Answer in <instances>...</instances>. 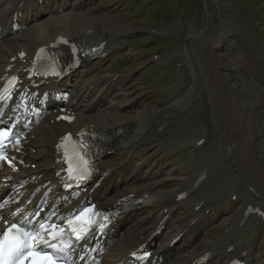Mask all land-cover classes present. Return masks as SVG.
I'll list each match as a JSON object with an SVG mask.
<instances>
[{"label":"rangeland","instance_id":"obj_1","mask_svg":"<svg viewBox=\"0 0 264 264\" xmlns=\"http://www.w3.org/2000/svg\"><path fill=\"white\" fill-rule=\"evenodd\" d=\"M105 2L103 0L104 10L109 11L107 13L110 15L91 16L85 12L82 13L94 19L99 17V22L103 19L102 16L107 15L115 25L111 32L120 31L117 30L120 29V24L132 26V29L122 31L124 33L123 46L120 47L119 56L116 59L123 65L121 81H125L128 93L122 108L120 103L118 104L120 107L118 116L132 118L140 112L149 116L156 109L173 105L171 109L165 107V112L172 113L175 117L176 109L182 110L181 117L177 119L174 129L165 138L166 148L158 156H153V162L161 158L164 161V164L160 161L156 165L154 164L153 166L156 168L162 163L166 168L178 170V179L168 181L163 188L171 191L169 189L181 186L184 179L193 173L196 166L200 165L201 154L210 155L213 153L211 156H217L218 160L213 165H210V161L205 168L200 170L201 173L206 174V171L212 172L211 166L215 165L213 175L207 176V179L202 183H207L204 191L208 194L210 193L208 188L213 187L218 192L220 190L225 192L227 187L232 185L230 182L234 180L237 185L232 186L237 192L236 195L245 194L250 190L251 197L255 200L253 206L264 210V193L260 191L263 187L260 185V180L257 179L259 177L245 172V169L239 170V167L235 166L236 161L234 160L237 147H233V144L236 143H233L232 140L237 138L240 143L241 133H244L248 128L250 130L248 125L250 119L243 118V116L230 117L225 112L226 109L218 108L217 105L220 97L226 95V89L224 91L225 87L221 85V70L229 68L230 65L238 67L236 66V62L239 61L238 56L233 57L231 49H226L222 56L212 55L210 44L205 42V37L209 40L211 37L221 36L220 39L230 40L228 44L230 42L231 48H233V41L241 44L242 49L247 48L244 49L245 56L243 55L240 60V64L243 63V65L239 67L242 69L243 66L247 75L253 76L251 78H254L258 84H262L264 64L261 65L257 62L255 57L257 53L255 52L261 48L264 53V0H105ZM111 28L108 27L109 30ZM109 35L105 34L104 37L107 38ZM126 43L132 48H126ZM187 49L189 54H187ZM213 49H217V47L214 46ZM192 62L193 65H191ZM190 65L194 68V72ZM254 67L256 68L254 69ZM194 73L196 77H194ZM256 76L257 78H255ZM214 80L215 82H213ZM258 90L264 91L262 88H258ZM182 96L184 97L179 100ZM216 110L226 114L220 119V123H218L219 118L217 119L215 116ZM174 117L172 118L175 120ZM228 118L238 121L234 120L235 123L226 125ZM201 119H205V124L196 126ZM218 124L220 127L217 126ZM195 129H198L196 132L200 136L198 142H202L205 146L204 150L200 152L201 154L196 152L192 146L198 142L182 140L183 137H193ZM203 132L209 136V140L204 143L201 139ZM227 141L230 143L229 147ZM156 148L157 146L150 150L154 151ZM241 156L242 154H238V158L241 159ZM218 163L219 167L216 166ZM232 174H236L237 177L233 178ZM152 179H156V177ZM174 179L176 178L165 180ZM165 180L160 184L165 183ZM193 180L190 179L186 183L190 185ZM148 182L151 185L156 184L153 180ZM158 188L161 192H167ZM243 189L245 192L242 191ZM252 189H255L254 193ZM195 191L196 189L193 193ZM246 195L248 196V194ZM228 198L222 197L218 202H214L209 214L211 220L206 226L205 236L207 239H216L225 222L237 209L235 203V205L228 203L230 199ZM179 212L184 216H179L180 221H184L189 209L184 208ZM254 227V223H249L242 230L239 240L247 239L252 254L257 256V264H264V229L257 232ZM198 245L203 246L204 240L201 239ZM219 248L221 247L219 246ZM245 249H247V245Z\"/></svg>","mask_w":264,"mask_h":264},{"label":"bare ground","instance_id":"obj_2","mask_svg":"<svg viewBox=\"0 0 264 264\" xmlns=\"http://www.w3.org/2000/svg\"><path fill=\"white\" fill-rule=\"evenodd\" d=\"M105 14L110 15V13H105ZM101 18L103 19L101 20V22H99L98 21L100 19L99 17H96L94 19L92 17L85 16L83 13L68 12L61 15H55L49 19H45L42 21L39 20L34 25L30 26L29 28L30 30H28L29 36L27 35L25 37H21V41H23L26 44L25 47L28 46L31 47L36 44L38 45L47 44L57 35L62 34V32L65 33V35L71 37L75 35L77 36L80 34H85L87 36V40L90 39V42L88 44L89 48L90 49H94L95 47L97 48L96 50L92 51L93 54H90L89 59L86 61L87 62L86 69L89 71L91 67V63H92L91 59L93 55L99 56L103 52H108L110 49L113 48L115 44L118 43L117 37H121V36L124 37V33L122 31L127 29H132L131 25L126 26L120 24L121 26L120 29H117L120 31L111 32V30H114L115 27L111 19L108 18L107 15L102 16ZM108 27H112V28L109 30ZM105 34H110V35L109 37L106 38L104 37ZM220 37L214 36L209 38V40L208 38L205 37V42L206 43L208 42L210 44L209 47L212 50L211 51L212 55L222 56V54L226 49L229 50L231 49L230 50L232 52L231 54H233V57L238 56L239 61L236 62L237 63L236 66L238 67H233V65H230L229 68L225 70L224 69L221 70L220 73L222 77L221 85L225 87L224 91L226 89V95H222L220 97L217 105L218 108L222 107L223 110L226 109L225 112H227V114L230 117L243 116V118L245 117L250 119V121L248 122V125L250 126V130H248L249 129L248 128L247 130H245L244 133L240 132L241 133L240 143H239V139L237 138H234V140H232L233 143H236L233 144V147L234 148L235 146L237 147V149H235V154H234V160L236 161L235 166L239 167V170L245 169L246 170L245 172L252 173L255 176L259 177L257 179L260 180V185L263 187V189H261L260 191L264 193V95H263L264 91L263 92L260 91L261 89L258 90V88H262L264 90V81L262 84H258V82L254 78H251L253 76L246 74L247 73L246 69L243 66L242 69L241 67H239L243 65V63L240 64L241 63L240 60L245 54L244 49L247 48L242 49L243 46L241 44H237L236 41H233V45H232L233 48H231L230 42L228 44V41L230 40H228L227 38H225V40L220 39ZM114 40L116 42L113 45L112 42ZM101 41H105L107 45L100 52H98L100 50L98 43ZM18 44L19 43L16 41L0 43V73L4 70L3 69L4 66L8 64L6 63L7 57L15 53L16 50L14 49L18 47ZM214 46L217 47V49H213ZM186 51L187 54H189L188 49ZM255 53H257V55L255 56L257 62L263 65L264 53L262 52V49L258 48L257 52ZM191 65H193V62L191 63ZM191 68L194 72V68L192 66ZM255 68L256 67H254V69ZM252 71L254 72V70ZM241 73L243 74L240 75ZM193 75L194 77H196L195 73ZM255 78H257V76ZM213 82H215V80ZM79 83H81L82 85H88L89 87H93L94 91H96V96H99L100 94L108 95V101L105 102L104 106L100 110L95 111L90 115L80 114L76 122L69 127L73 129H76L78 127H103V128H107V130L116 129L114 131L115 133L113 134L118 139L114 147L115 152L112 154H107L100 164L102 171L109 172V175L106 177V180H112L115 177H118L119 180L115 182V184L111 189L103 193L104 198L108 199V202H114L118 198L125 196L129 193H135L139 197L148 194V196L143 198V201L141 203L131 204L126 208H123L117 218V221H119L118 225L121 229L123 228V231L122 233H118V235H112L115 241L112 245H110L109 252L102 263V264H114V262L117 261V259L123 258L128 252L133 250L142 241V239L140 238L142 234H151L156 229V224L163 215L164 208L171 207L175 204V197L172 196V194L177 193L179 190L161 192L158 186H155L152 190L146 188V181L149 178L156 177L155 182H158L159 184L161 181L165 179H171V178L178 179L177 178L178 172H176L175 169H171V168L169 169L164 167L162 163H160L155 170L148 167L147 164L151 161V158L149 157L151 155H154L155 153H150L149 156L145 155L141 158H137L134 156L136 155L134 152V154L130 156V159L127 163H121L118 165L117 163H113L111 159L117 155L118 150L119 151L128 150L127 153L130 154L131 150L137 149L135 147H137L138 145H142L143 144L142 142L145 139H146L145 143H147V145L140 147L141 149L144 150H146V147L148 145L155 143L154 141L157 137L158 138L156 142L161 141L164 138L166 131L169 129L170 124L173 122L174 119L172 117H174V115L172 113L171 114L166 113L165 112L166 108H165V109H156L154 110V113L149 116L145 115L142 112H140L137 116H132V118L123 117V115L118 116L117 111L120 109L119 105L122 108L123 103L119 104L115 102L116 96L118 94V91L115 88H109L104 93H101V91L98 90L96 84L88 83L87 79L85 78H82L79 81ZM90 93L91 92L83 86H80L77 89V97L82 100L85 99L88 95H90ZM181 111H182L181 109L177 108L176 109L177 115H175L174 118L181 115ZM224 115L226 116V114L222 113L221 111L220 112L218 110L215 111L216 118L217 119L219 118L218 123H220V119ZM229 118H228V123H226V125L235 123L234 120L238 121L237 119L231 120ZM204 121L205 119L199 120L196 126H199L200 124L204 125L205 124ZM240 124L241 121L239 122V125ZM159 125L161 126L163 125V129L161 132L158 131ZM217 126H219V124ZM117 128L119 129V132L116 135V131L118 130ZM37 130L40 132V135L36 138V140H30V143L37 149V155L40 156L41 158L39 160V165L37 166V170L44 173L46 178L53 179L52 172L50 170H46V168L52 167V165L54 164L55 148L53 147V143L55 142L56 136L59 135L61 132L60 129L57 130L55 127L52 126L49 127L40 126ZM197 130L198 129L193 130L195 134L193 135V137L191 138L183 137L182 140H184V142L186 141L198 142L200 136L199 133L196 132ZM203 133L201 135V139H203L204 141L209 140L208 134L206 132ZM165 140L162 141L163 144L161 143L159 144L161 146L160 148L161 150L166 148V145L164 144ZM229 144L230 143L227 141V146ZM220 145L222 146V144ZM238 154H242L241 159L238 158ZM215 157L216 160H218L217 156ZM210 161H211V157H207L202 163V165L200 164L201 168L199 165L198 170L191 175L187 183L189 182L190 179H194V180L190 183V185L186 183V185H184L183 188L184 190H187L189 194L187 197V201L189 203H193L194 206H200L199 210L194 213V217H192L191 219L196 221L192 225H189L190 228L187 231L185 229V225L182 228L179 227L176 229L173 228V225L171 226L168 225L167 230L164 232L163 240H165V238L168 237V242H170V240H172V238H174L176 234L180 233L181 231H186V234L184 236L185 239L186 236L188 235L192 236V238L195 237L196 235V237L200 239L202 235L200 234L201 228L198 223L200 222L199 216L203 215V210L206 207H208L207 204L209 205L211 199L213 197L214 198L217 197V199H220L222 197H229L231 195L237 194V192L234 190L232 186V185L236 186L237 184L233 180L230 182L232 185L227 187V190L225 192L224 190H220V192H218L213 187L211 189L209 187L208 190L210 191V193H208L207 195H203L205 197L195 196V193H193V191L195 190V187H197V185H200L197 184L196 178L201 174L200 170L203 167L205 168L206 164L209 163ZM210 165H212V163H210ZM216 166L219 167V163ZM211 168H213V171L212 172L206 171V177L207 176L211 177V175H213L215 165L211 166ZM235 171L236 170H234V172ZM198 172L200 173L198 174ZM236 174L234 175L232 174V177L233 178L237 177ZM255 189H252L253 193ZM242 191H244V189ZM245 194H248L249 198L246 200L247 201L246 204L242 206L240 213L237 214L235 217H233L231 222L228 223L227 229H229V232H225V234L222 236L220 241L219 240H216L218 242L209 241V243H207L208 249L211 248L216 249L213 252H210V259H212L215 256H219L221 262H226L230 258L236 255L237 249H240L241 252L243 249L246 248V245L248 249L249 246L248 241L246 240L237 241L234 239V232L236 231L238 226H241V222L246 216L245 210L247 206L249 204L254 205V201H255L254 198L251 197L250 190L246 191ZM134 215H136V217L132 221ZM174 215H175V210L172 211V216ZM180 245L182 247H187V248H185L184 253H181L177 257V260L174 259L169 264H178L179 262H181L179 264H188L189 261L195 257V255H192L191 248L188 247L184 242H181ZM219 246L221 248H219ZM231 246L234 247V250L228 251V248ZM248 262L251 263L252 259H248Z\"/></svg>","mask_w":264,"mask_h":264},{"label":"snow or ice","instance_id":"obj_3","mask_svg":"<svg viewBox=\"0 0 264 264\" xmlns=\"http://www.w3.org/2000/svg\"><path fill=\"white\" fill-rule=\"evenodd\" d=\"M3 98L0 97V99ZM0 138L6 139L7 133L0 131ZM3 139H0V149L3 148ZM65 139L70 140L71 137ZM4 158L6 157L0 151V159ZM75 158L78 163H87L79 152L76 153ZM69 159L71 161L72 158ZM69 170L72 171L71 164ZM3 209L4 204H0V213ZM17 212L19 209L12 212L11 216L15 217ZM92 214H94L92 210H84L75 219L67 221L70 232L75 235L76 240L85 238L89 227L94 223L91 218ZM29 215H38V213ZM25 219L11 224L8 223L7 219L3 220L4 228L0 230V264H58V261L61 260H65L67 264H72L69 253L73 249V242L70 238H65L67 235L65 228H57L55 224L48 225L46 218L33 228L31 221L26 224Z\"/></svg>","mask_w":264,"mask_h":264}]
</instances>
